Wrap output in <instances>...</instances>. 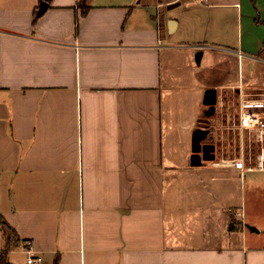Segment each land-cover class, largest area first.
Instances as JSON below:
<instances>
[{
  "label": "crops",
  "instance_id": "0c3cea01",
  "mask_svg": "<svg viewBox=\"0 0 264 264\" xmlns=\"http://www.w3.org/2000/svg\"><path fill=\"white\" fill-rule=\"evenodd\" d=\"M249 96L264 97V0H0L15 247L40 264H264Z\"/></svg>",
  "mask_w": 264,
  "mask_h": 264
},
{
  "label": "rangeland",
  "instance_id": "374dc122",
  "mask_svg": "<svg viewBox=\"0 0 264 264\" xmlns=\"http://www.w3.org/2000/svg\"><path fill=\"white\" fill-rule=\"evenodd\" d=\"M244 138L247 139L244 145L245 153H247V158H248L247 162L250 164V166H256L259 168L263 167L264 160L262 161L261 158L263 157L264 159V142H261L257 133L253 131L252 132L247 131ZM234 142L235 141H233L232 143L235 144ZM248 178L257 181V188L255 189V191L252 190L247 191V198H248L246 204L247 215L251 217L253 220H255L258 223L257 225L259 226V228H261L260 230H256V231L262 232V227L264 226V172L257 171L251 173L248 175ZM248 189H250L249 185H248ZM9 259L11 263L25 264L27 260V255L23 250L15 247L12 250Z\"/></svg>",
  "mask_w": 264,
  "mask_h": 264
},
{
  "label": "built area",
  "instance_id": "2783aa9c",
  "mask_svg": "<svg viewBox=\"0 0 264 264\" xmlns=\"http://www.w3.org/2000/svg\"><path fill=\"white\" fill-rule=\"evenodd\" d=\"M238 127L243 130L256 132L264 140V97H246L239 106ZM32 244L27 243V264H40L42 258L32 254Z\"/></svg>",
  "mask_w": 264,
  "mask_h": 264
},
{
  "label": "trees",
  "instance_id": "16d2710c",
  "mask_svg": "<svg viewBox=\"0 0 264 264\" xmlns=\"http://www.w3.org/2000/svg\"><path fill=\"white\" fill-rule=\"evenodd\" d=\"M0 225L4 236V251L0 255V264H11L8 262L9 251L18 244L15 230L0 215Z\"/></svg>",
  "mask_w": 264,
  "mask_h": 264
},
{
  "label": "water",
  "instance_id": "95a60500",
  "mask_svg": "<svg viewBox=\"0 0 264 264\" xmlns=\"http://www.w3.org/2000/svg\"><path fill=\"white\" fill-rule=\"evenodd\" d=\"M215 101H212V102H208L209 105H214ZM209 152H211L213 150V147H209ZM252 229V227H249Z\"/></svg>",
  "mask_w": 264,
  "mask_h": 264
},
{
  "label": "flooded vegetation",
  "instance_id": "af4514ba",
  "mask_svg": "<svg viewBox=\"0 0 264 264\" xmlns=\"http://www.w3.org/2000/svg\"><path fill=\"white\" fill-rule=\"evenodd\" d=\"M205 149H208L207 147H205Z\"/></svg>",
  "mask_w": 264,
  "mask_h": 264
}]
</instances>
